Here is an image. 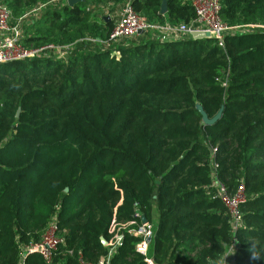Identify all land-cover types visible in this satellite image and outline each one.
Instances as JSON below:
<instances>
[{"label":"trees","instance_id":"trees-1","mask_svg":"<svg viewBox=\"0 0 264 264\" xmlns=\"http://www.w3.org/2000/svg\"><path fill=\"white\" fill-rule=\"evenodd\" d=\"M113 1L130 2L152 25L196 16L192 0H166L165 15L163 0ZM0 2L13 25L26 9L58 3ZM88 2L46 11L57 43L79 23V36L91 24L96 38L108 37L113 22L90 19ZM220 13L227 26L263 28L227 35L222 47L142 33L114 53L97 46L65 60L0 64V264H146L130 233L142 217L155 226L154 264H217L232 245L235 264H264V0H221ZM198 105L221 118L205 126ZM218 185L230 196L243 190L236 230ZM51 222L64 244L47 262L24 249ZM117 229L123 239L110 255Z\"/></svg>","mask_w":264,"mask_h":264},{"label":"built area","instance_id":"built-area-1","mask_svg":"<svg viewBox=\"0 0 264 264\" xmlns=\"http://www.w3.org/2000/svg\"><path fill=\"white\" fill-rule=\"evenodd\" d=\"M66 3V0H57ZM195 19L189 24H180L177 26L164 25L159 27L158 25L149 24L145 18L134 13L131 3H125L121 10L118 20L106 40L96 38L94 43L98 42L100 45L109 43L111 45L119 44L124 39L134 38L139 35V31L142 33L149 31H159L164 34L163 36L172 40L175 37L182 39L184 37L191 36L194 31L201 33H210L211 39H216L218 45L222 47L224 38L227 35L234 34V28L225 25L221 20V0H192L191 2ZM39 9V8H38ZM12 15L8 7L0 2V64L18 62V60H34L37 58H62L61 54L67 46L60 44H47L36 49L26 48L23 36V18L17 20L16 24H12ZM262 26L253 25L250 27L257 28ZM250 30V31H251ZM248 31H242L241 33H249ZM173 37V38H170ZM58 53V54H57ZM57 54V55H54ZM51 55V56H50ZM217 193L221 198L223 204L228 210L230 216V222L233 229H237L241 223L240 204L244 200L243 190L240 188L236 196H230L221 185L216 187ZM134 223H128L121 225V228L133 226ZM114 229V228H113ZM114 232V231H111ZM130 233L137 237L139 241L135 245V251L145 256L146 264H154L152 261V255L150 254L151 242L155 235V226L153 223H142L140 226L131 229ZM123 239V233L120 229L113 234V238L108 243L110 247V255L112 251L120 245ZM64 244V239L60 236L59 231L55 225V222H51L45 231L43 232L42 239L39 243L29 246L24 249L26 253H35L43 257L47 262H50L53 256L57 254L58 248ZM235 245L228 248L227 252L223 254L217 264H235L234 254ZM72 255L71 251L67 252ZM109 255V256H110ZM23 261V260H22ZM79 264H91L83 260H79ZM97 264H109V258H102Z\"/></svg>","mask_w":264,"mask_h":264},{"label":"rangeland","instance_id":"rangeland-1","mask_svg":"<svg viewBox=\"0 0 264 264\" xmlns=\"http://www.w3.org/2000/svg\"><path fill=\"white\" fill-rule=\"evenodd\" d=\"M61 2L62 1H60L56 4L50 3V4L46 5V7H44L43 10H39V11H36V8H30V9H26L25 11H23V14H22L23 17L21 16L23 18V36L24 37H26V36L42 37L43 36L44 39L48 38V40L43 39L40 41L32 42L29 45L25 44L26 48L36 49L37 47H41V46H44L47 44H54V43L58 42L57 34H55L51 30H48L47 26L43 25L42 21L46 20V17H44V15H45L47 10L48 11H53V10L54 11H56V10L60 11L61 7H62ZM89 2H90V5L86 7V11H88L90 19L98 18L97 23L101 24L102 18H106V19L111 20L113 22V25H115V22L118 20V18L120 16L119 15L120 10H121L122 6L125 4L124 2L114 3L113 0H89ZM4 4H6V3H4ZM62 14L63 13H61V15ZM26 23L32 24L30 26V28L26 29V26H25ZM80 25H81V23L77 24L76 25L77 27L74 29V31L72 33L66 35V40H64L62 43H57L60 45H64L65 47L67 46V48H65L63 50L65 52L63 54L59 55L62 58H59V57L53 58V56L49 57V58H53L55 60H57V59H64L65 60V59H68L69 57H71L72 55L76 54L77 51L82 52V51H87L89 49L96 50V48H98V47L101 49L111 50L112 53H114L113 50L115 49V47L117 45H124L126 47V46L131 45L132 43H135V41H139V42L142 41L141 40L142 37L139 38L138 36H135L134 38L124 39L123 41L119 42V44H116V45H111L109 43L103 44L101 46L95 45L93 41H95L96 40L95 38L98 37L99 35H97L94 32L91 24H90V26H84V28H82V30H83L82 36H79L77 33V29ZM155 25H158L159 27H163L164 25L165 26L170 25L172 27L177 26V25H171L168 23H166V24H155ZM251 26L252 25H233L231 27L234 28L233 32L238 34V33H241L242 31H248V30L250 31ZM144 34H146V35L149 34L150 36H152V38H154V39L156 38L160 41L161 40L170 41V40H168L169 38L163 36L164 34L160 33L157 30L149 31V32H146ZM106 36H107V34H106ZM80 37H83V40H86V41H84V43H82L81 45H78V42L82 41V40H80V39H82ZM108 37H109V35H108ZM101 38H104V37L101 36ZM170 38H173V37H170ZM106 39H103V40H106ZM46 42H52V43H46ZM57 54H54V55H57Z\"/></svg>","mask_w":264,"mask_h":264},{"label":"water","instance_id":"water-1","mask_svg":"<svg viewBox=\"0 0 264 264\" xmlns=\"http://www.w3.org/2000/svg\"><path fill=\"white\" fill-rule=\"evenodd\" d=\"M81 2H83V0H66V6L69 7V8H73L75 5H77V4L81 3ZM165 13H166V0H163L161 8H160V14L165 15ZM138 33L142 34V31H139ZM191 37L193 39H211L210 33H207V32L201 33L199 31H194L192 33ZM197 111L200 112V114L202 116L203 124L205 126H210V125L215 124L216 121H218L221 118V115H222V111L219 110L215 117H213L212 119H209L208 116L206 115V113L203 112L201 106H199V105L197 106ZM18 113H19V111H17L15 116L18 117ZM65 191H67V189H65ZM141 222L142 223H146L147 221H146V219L144 217H142L141 218ZM101 242H102L103 245L106 244L103 239H101Z\"/></svg>","mask_w":264,"mask_h":264},{"label":"crops","instance_id":"crops-1","mask_svg":"<svg viewBox=\"0 0 264 264\" xmlns=\"http://www.w3.org/2000/svg\"><path fill=\"white\" fill-rule=\"evenodd\" d=\"M66 4V3H65ZM90 5V2H89V4H88V6ZM105 19V21H107V22H110L111 20H109V19H106V18H104ZM138 37L140 38V35H138ZM179 37H175L174 39H172V40H170V41H175V40H179L178 39ZM143 38H141V40H142ZM183 39V38H182ZM161 41H163V40H161ZM139 41H135V43H138ZM135 43H132L131 45H134ZM154 220L156 221L157 220V218L155 217L154 218Z\"/></svg>","mask_w":264,"mask_h":264},{"label":"clouds","instance_id":"clouds-1","mask_svg":"<svg viewBox=\"0 0 264 264\" xmlns=\"http://www.w3.org/2000/svg\"><path fill=\"white\" fill-rule=\"evenodd\" d=\"M252 258L253 259L260 258V256H259V254L256 251H253ZM221 264H223V261H221Z\"/></svg>","mask_w":264,"mask_h":264}]
</instances>
